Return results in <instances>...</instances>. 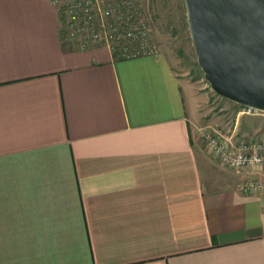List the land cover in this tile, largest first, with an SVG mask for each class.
<instances>
[{"label": "crops", "instance_id": "crops-1", "mask_svg": "<svg viewBox=\"0 0 264 264\" xmlns=\"http://www.w3.org/2000/svg\"><path fill=\"white\" fill-rule=\"evenodd\" d=\"M50 0H0V264H264V167L199 142L162 51L60 34Z\"/></svg>", "mask_w": 264, "mask_h": 264}, {"label": "water", "instance_id": "water-1", "mask_svg": "<svg viewBox=\"0 0 264 264\" xmlns=\"http://www.w3.org/2000/svg\"><path fill=\"white\" fill-rule=\"evenodd\" d=\"M190 42L218 95L264 111V0H183Z\"/></svg>", "mask_w": 264, "mask_h": 264}, {"label": "rangeland", "instance_id": "rangeland-1", "mask_svg": "<svg viewBox=\"0 0 264 264\" xmlns=\"http://www.w3.org/2000/svg\"><path fill=\"white\" fill-rule=\"evenodd\" d=\"M133 4L137 7L136 12H132L135 24L145 30L143 40L121 39L118 43L114 42L116 49L127 53L137 51L143 41L153 45L156 51L164 52L178 77L191 87L196 100L194 120L197 127L221 128L234 138L264 136V111L245 107L218 95L203 77L190 42L183 0H136ZM59 26L64 27V24L59 22ZM72 27L69 25L66 29ZM82 31L74 28V33L67 34L63 40L78 46ZM197 131L200 144L206 147L200 129Z\"/></svg>", "mask_w": 264, "mask_h": 264}, {"label": "built area", "instance_id": "built-area-1", "mask_svg": "<svg viewBox=\"0 0 264 264\" xmlns=\"http://www.w3.org/2000/svg\"><path fill=\"white\" fill-rule=\"evenodd\" d=\"M135 1L50 0L56 8L59 22L64 24V27L60 26L62 38L74 33V28L82 29V37L78 40L79 47L85 48L93 45L94 42L103 43L110 52H115L119 57L156 52L153 45L143 41L139 43L137 51L127 53L120 48L116 49L114 42H119L121 39L143 40L145 30L135 24L136 20L132 15L137 9L133 4ZM69 25L73 27L66 29ZM199 129L205 146L226 167L234 170L252 165L264 167V136L249 139L234 138L221 128ZM238 188L242 192H256L264 196V181L259 178H246L239 183Z\"/></svg>", "mask_w": 264, "mask_h": 264}, {"label": "trees", "instance_id": "trees-1", "mask_svg": "<svg viewBox=\"0 0 264 264\" xmlns=\"http://www.w3.org/2000/svg\"><path fill=\"white\" fill-rule=\"evenodd\" d=\"M59 19H60V18H59ZM59 30H60V34H61V36H62V29L59 28ZM111 54H112L113 57H116V58H122V57H118V56L116 55L115 52H111Z\"/></svg>", "mask_w": 264, "mask_h": 264}]
</instances>
